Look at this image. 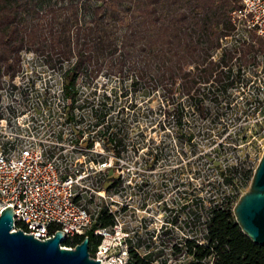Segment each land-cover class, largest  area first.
<instances>
[{"label": "trees", "instance_id": "obj_1", "mask_svg": "<svg viewBox=\"0 0 264 264\" xmlns=\"http://www.w3.org/2000/svg\"><path fill=\"white\" fill-rule=\"evenodd\" d=\"M239 6V0H0V79L12 80L20 72L22 52L41 58L48 69L59 73L61 99L71 102L64 111L73 127L80 79L93 81L100 74L130 78L134 90L147 87L161 89L170 99L184 97L205 118L202 86L227 93L249 77V66L254 72L260 68L256 57L264 54L260 38L252 37L254 42L223 50L213 59L221 38L233 30L230 14ZM183 109L180 104L172 108L178 127ZM165 114L170 115L168 110ZM102 123L97 119L94 127ZM74 132L77 139L83 136L82 130ZM93 143L87 139L85 145L92 148ZM104 143L115 158L125 149L122 136H107ZM209 162L220 189L211 199L194 200L199 212L192 224L199 226V233L184 235L181 246L173 243V255L176 259L182 255L184 264H264V245L247 238L232 213L241 194L238 183L242 177L250 181L254 168L245 169L241 163L222 167L210 157ZM107 178L106 189L120 185L119 177ZM98 222L110 225L112 218L101 211ZM96 225L62 245L73 247L87 236L92 256L101 239L93 233ZM139 247L129 241L126 264H167V259L160 260L162 251L141 253Z\"/></svg>", "mask_w": 264, "mask_h": 264}, {"label": "rangeland", "instance_id": "obj_2", "mask_svg": "<svg viewBox=\"0 0 264 264\" xmlns=\"http://www.w3.org/2000/svg\"><path fill=\"white\" fill-rule=\"evenodd\" d=\"M21 58V70L11 94L25 92L41 101L47 99L46 105L53 112L46 119L47 125L52 123L56 131L69 134L65 117L58 111L63 106L59 73L48 69L32 53L22 52ZM261 60L263 66L258 71L250 68L246 72L251 71L247 74L249 80L242 78L227 93L202 86L201 100L208 113L205 118L184 97L174 95L170 99L161 89L147 87L134 90L130 78L100 74L93 81L85 76L80 79L77 109L73 111L76 125L72 130H82L83 139L76 144L79 149L68 147L62 154L66 155L67 165L77 168L105 161L109 165L105 186L107 177H119L120 185L106 192L113 198L115 208L120 209L123 230L134 246L139 244L141 253L162 251L160 260L184 264L185 258L181 255L176 259L171 245L181 246L184 235L199 233V226L192 224L194 214L199 212L194 200L199 196L211 199L220 189V179L209 157L222 167L237 163L245 169L256 166L264 145V59ZM179 104L184 107L181 127L171 115L172 108ZM101 118L104 123L94 127ZM112 135L124 138L125 149L119 158L103 144ZM87 139L94 142L88 150L84 148ZM242 178L238 183L241 192L249 183L247 177ZM173 218L175 224L171 223ZM169 229L170 234L163 233Z\"/></svg>", "mask_w": 264, "mask_h": 264}, {"label": "built area", "instance_id": "obj_3", "mask_svg": "<svg viewBox=\"0 0 264 264\" xmlns=\"http://www.w3.org/2000/svg\"><path fill=\"white\" fill-rule=\"evenodd\" d=\"M239 2L240 6L230 14L233 30L221 38L213 59L223 50L254 42L252 37L264 41V0ZM256 57L263 66L264 54ZM232 64L235 66L237 61L234 59ZM13 85L15 78L1 77L0 213L11 206L12 231L22 230L39 240L51 238L55 231H62L65 239L75 240L97 224L93 233L101 239L91 258L100 264H126L130 239L123 230L120 209L115 208L113 198L106 192L105 170L109 165L104 161L77 168L67 165L66 155L62 154L68 147L79 149L76 144L83 139H77L72 123L67 121L64 106L70 100L61 99L63 106L58 110L70 130L65 134L56 131L52 123L47 125L46 119L53 113L46 105L47 99L41 101L25 92L11 94ZM84 148L91 149L86 145ZM101 211L111 216L110 225L98 222Z\"/></svg>", "mask_w": 264, "mask_h": 264}, {"label": "water", "instance_id": "obj_4", "mask_svg": "<svg viewBox=\"0 0 264 264\" xmlns=\"http://www.w3.org/2000/svg\"><path fill=\"white\" fill-rule=\"evenodd\" d=\"M232 213L242 233L254 244L264 245V145L248 186L234 203ZM13 215L11 206L0 213V264H100L90 256L87 236L73 248H65L62 231H55L45 240L22 230L12 231Z\"/></svg>", "mask_w": 264, "mask_h": 264}]
</instances>
